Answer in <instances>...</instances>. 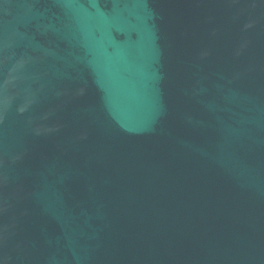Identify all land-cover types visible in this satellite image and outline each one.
Returning a JSON list of instances; mask_svg holds the SVG:
<instances>
[{
  "label": "water",
  "instance_id": "water-1",
  "mask_svg": "<svg viewBox=\"0 0 264 264\" xmlns=\"http://www.w3.org/2000/svg\"><path fill=\"white\" fill-rule=\"evenodd\" d=\"M0 264H264V0H0Z\"/></svg>",
  "mask_w": 264,
  "mask_h": 264
}]
</instances>
